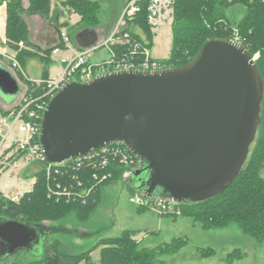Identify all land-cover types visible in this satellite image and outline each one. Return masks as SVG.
<instances>
[{
    "label": "water",
    "instance_id": "water-1",
    "mask_svg": "<svg viewBox=\"0 0 264 264\" xmlns=\"http://www.w3.org/2000/svg\"><path fill=\"white\" fill-rule=\"evenodd\" d=\"M18 90L0 67V96ZM262 92L250 52L212 37L182 66L67 82L43 111L39 142L54 163L121 142L139 158L140 167L129 175L137 190L176 203L202 201L225 190L245 163ZM45 231L41 223L0 215V260L31 249Z\"/></svg>",
    "mask_w": 264,
    "mask_h": 264
},
{
    "label": "trees",
    "instance_id": "trees-1",
    "mask_svg": "<svg viewBox=\"0 0 264 264\" xmlns=\"http://www.w3.org/2000/svg\"><path fill=\"white\" fill-rule=\"evenodd\" d=\"M2 1L4 0H0V4ZM5 1V42L8 47L15 50L13 54L19 63L21 58L36 54L31 50L17 51V43L28 40V27L23 15H40L44 19H49L50 5L53 0H27L26 7L22 0ZM54 1H58L60 7L78 14L80 16L78 25L98 24L99 5L96 1ZM237 5L243 8L242 17L238 20L226 14L229 8ZM172 16L169 56L166 59H157L161 69L178 67L190 62L203 42L209 38H233L235 34L239 43L251 55L258 53L255 64L261 75L263 86L259 112L260 123L253 147L251 151L249 149L247 159L238 175L225 190L213 197L197 202L184 201L174 204L176 207H182L184 212H190L187 216H190L203 229H220L235 225L242 234L255 240L263 239L264 178L260 176L259 171L264 162V0H174ZM136 28L140 29L141 34L135 31ZM125 31L129 33L131 41H147L146 46L151 47L153 31L146 22L145 7L132 19L126 21ZM124 48L123 45L113 47L116 52ZM48 52V49L43 51L44 55ZM20 69L22 70L21 66ZM39 89L32 84L26 94L32 91L37 93ZM120 145L125 147L123 143ZM137 159L139 160L138 157ZM123 170L122 167H114L111 170L112 177L96 185L92 177L85 172L83 176L90 180L91 191L83 200L47 197L44 180L37 176L31 191L18 203L6 200L0 192V215L29 223L60 222L74 216L78 222L84 223L95 212L101 189L116 180ZM133 234L132 230H124L117 236L101 239L102 247L97 261L92 259L90 250L78 251L56 239L45 245L39 258L30 260L26 264H152L156 257L177 252L186 243L179 237L152 249L145 248L140 247L139 243L132 238ZM209 254L211 251H200L202 257ZM236 256H238L236 253L230 254L229 261L231 257Z\"/></svg>",
    "mask_w": 264,
    "mask_h": 264
},
{
    "label": "rangeland",
    "instance_id": "rangeland-1",
    "mask_svg": "<svg viewBox=\"0 0 264 264\" xmlns=\"http://www.w3.org/2000/svg\"><path fill=\"white\" fill-rule=\"evenodd\" d=\"M96 2L99 5L98 23L106 26L111 22L121 0H96ZM51 3L49 19L53 17V9H55L53 6L55 5L57 6L56 10H60L62 15L66 11L67 16L74 14L78 20L80 19L78 14L60 7L54 0ZM226 14L238 20L242 17L243 8L240 5L233 6L226 11ZM119 17L120 15H116V23H118ZM78 20L74 25L77 26ZM172 20L152 30V44L148 48L152 58L166 59L169 56ZM58 23L60 26L65 25L61 27L64 28L63 31L67 32L70 29L67 27L71 25L70 22H66V24L58 19ZM71 37L74 39L75 35L72 33ZM103 56H106V50L100 46L90 55V60H98ZM0 57H3V54L0 53ZM253 144L252 142L250 145V151ZM132 166L134 167V163ZM36 168L37 165L34 163L19 165L17 177L21 179L22 188H29V183L23 184L24 179L28 182L33 181L34 173L32 172ZM123 169L116 180L101 189L99 204L88 221L80 223L74 216L60 222L45 221L41 223V226L48 231L43 232L37 244L31 249H21L8 255L0 260V264H26L30 260H35L42 255L45 245L56 239L78 249V251L81 249L90 250L92 259L97 261L102 247L101 239L117 236L124 230L134 231L132 238L139 243L140 247L145 248H155L173 238L180 237L186 241L177 252L160 255L155 258L152 264H264V238L255 240L242 234L235 225L220 229H203L190 216H187L190 212H184L180 206L176 207L175 204L178 203L170 202V199L166 200L171 207L169 210L163 209L155 199H150L146 204H137L134 194L138 190L129 179L133 170L129 173L130 169L124 167ZM259 174L264 178V162ZM15 180L9 172L2 173L0 175V192L9 193L15 183H19ZM200 251H211V254L202 257ZM232 253H236L238 256L231 257V261H229V255Z\"/></svg>",
    "mask_w": 264,
    "mask_h": 264
},
{
    "label": "built area",
    "instance_id": "built-area-1",
    "mask_svg": "<svg viewBox=\"0 0 264 264\" xmlns=\"http://www.w3.org/2000/svg\"><path fill=\"white\" fill-rule=\"evenodd\" d=\"M173 3L174 0H127L118 23L99 45L81 49L71 57L61 56L59 61L63 68L60 72L48 78L34 81L33 85L40 88L37 93L32 91L25 94L21 103L15 107L0 108V175L9 172L19 181L9 193H2L6 200L12 203L20 202L31 191L37 176L44 180L47 197L83 200L91 191L90 180L83 176L85 172L89 174V177H92L93 183L96 185L111 177V170L114 167L130 169L129 173L135 170L138 166L135 163L140 161L126 146L120 145L121 142L106 144L84 155L68 158L60 163L48 161L39 142L40 120L49 99L69 81L86 82L95 76L119 70L161 69L159 61L151 57L146 46L147 41L130 40L129 33L125 31L126 21L132 19L145 7L146 22L153 30L172 19ZM229 39L239 43L235 34L233 38ZM69 41L68 33L60 30L59 44L51 48L50 52L58 53L60 47L68 45ZM17 45L22 47L24 43L19 41ZM121 45L125 47L123 50L116 52L113 49L114 46ZM100 46L108 49L109 56L98 63H91L90 55ZM0 53L11 61L13 68L20 70L24 75L14 54L2 51ZM257 58L258 53L251 55V60L254 63ZM25 163H34L37 168L32 172L34 173L33 181L28 182L24 179L23 184L29 183V188L24 189L21 187V179L17 177V170L20 164ZM101 170L102 173H100ZM134 195L137 204H146L150 199H155L163 209L171 208L166 202L167 198L148 197L139 190Z\"/></svg>",
    "mask_w": 264,
    "mask_h": 264
},
{
    "label": "crops",
    "instance_id": "crops-1",
    "mask_svg": "<svg viewBox=\"0 0 264 264\" xmlns=\"http://www.w3.org/2000/svg\"><path fill=\"white\" fill-rule=\"evenodd\" d=\"M126 1L127 0H121V2H119L113 14L111 22L106 26H103L101 23H98L95 26L80 24H77L76 26V24L74 25V23H76L78 20L76 15L70 14L69 16H67L66 11L63 12L62 15L60 10H56V5L53 6V8L55 7V9H53V17H51L49 20H44V18L40 15L24 14L23 19L28 27V40L27 42H24V46H17V51L31 50L36 54L21 58V61L19 63L22 71L24 72V75H22L20 70L12 67L10 60L5 58L4 56L0 57V67L8 70L19 85L18 92L13 96L7 97V99H5L6 101L2 96H0V108L8 109L17 106L21 103L23 97L29 90V86L32 85L34 81L48 78L60 72L63 68V65L59 61V58L61 56L71 57L81 49L99 45L100 42L103 41L112 31L117 21V18L115 17L116 15H120ZM57 2L58 1H55L56 4H58ZM22 3L24 7H26L27 0H22ZM58 19L61 20V22L71 23L70 26H67L70 27V29L67 31L70 41L68 45H62L58 53L52 54L50 52V49L56 47L59 44V31L63 30L64 28L61 27L65 26L58 25ZM5 24L6 1L4 0L0 4V51L7 54H13L15 50L8 47L5 42ZM67 27L66 29H68ZM135 31L141 34L140 29L136 28ZM72 33L73 35H75L74 39L71 37ZM46 49H48L49 52L44 55L43 51ZM105 50L106 56H103L98 60H90L89 58V61L91 63H98L102 60L107 59V57L109 56V52L107 48H105ZM41 55H43V57Z\"/></svg>",
    "mask_w": 264,
    "mask_h": 264
},
{
    "label": "flooded vegetation",
    "instance_id": "flooded-vegetation-1",
    "mask_svg": "<svg viewBox=\"0 0 264 264\" xmlns=\"http://www.w3.org/2000/svg\"><path fill=\"white\" fill-rule=\"evenodd\" d=\"M139 167H140V162L138 163V166L135 168V170L138 169Z\"/></svg>",
    "mask_w": 264,
    "mask_h": 264
}]
</instances>
